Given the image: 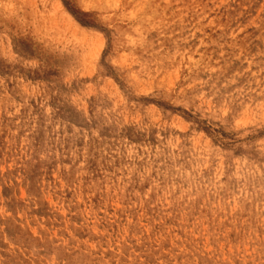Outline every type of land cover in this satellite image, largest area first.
Returning <instances> with one entry per match:
<instances>
[{"label": "rangeland", "instance_id": "374dc122", "mask_svg": "<svg viewBox=\"0 0 264 264\" xmlns=\"http://www.w3.org/2000/svg\"><path fill=\"white\" fill-rule=\"evenodd\" d=\"M0 264H264V0H0Z\"/></svg>", "mask_w": 264, "mask_h": 264}, {"label": "bare ground", "instance_id": "6f19581e", "mask_svg": "<svg viewBox=\"0 0 264 264\" xmlns=\"http://www.w3.org/2000/svg\"><path fill=\"white\" fill-rule=\"evenodd\" d=\"M69 188V187H68ZM71 195V194H70ZM56 245V244H55ZM15 258V257H14Z\"/></svg>", "mask_w": 264, "mask_h": 264}]
</instances>
